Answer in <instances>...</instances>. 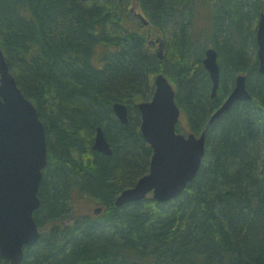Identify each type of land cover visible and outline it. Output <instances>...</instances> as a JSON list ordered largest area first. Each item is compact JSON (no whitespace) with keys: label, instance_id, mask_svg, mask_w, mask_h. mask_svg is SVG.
<instances>
[{"label":"trees","instance_id":"trees-1","mask_svg":"<svg viewBox=\"0 0 264 264\" xmlns=\"http://www.w3.org/2000/svg\"><path fill=\"white\" fill-rule=\"evenodd\" d=\"M218 2L223 8L208 17L205 35L225 68L211 98L192 36L199 0H0V46L47 143L34 213L40 236L21 264H264V73L245 48L255 50L251 23L264 0ZM133 6L145 15L144 28ZM124 16L119 35L105 32ZM153 36L166 43L163 60L153 52ZM96 43L121 49L92 67ZM158 72L175 84L187 130L205 132V155L176 198L149 195L116 206V196L149 170L152 149L140 132L137 103L150 99L142 97L144 87ZM238 72L252 97L208 123ZM118 101L128 106L125 124L113 113ZM97 126L111 155L91 148Z\"/></svg>","mask_w":264,"mask_h":264},{"label":"water","instance_id":"water-1","mask_svg":"<svg viewBox=\"0 0 264 264\" xmlns=\"http://www.w3.org/2000/svg\"><path fill=\"white\" fill-rule=\"evenodd\" d=\"M255 37L258 71L264 73V21L258 25ZM157 41L161 57L163 42ZM204 55L203 64L215 89L220 80L217 51L209 48ZM155 81L159 86L151 100L137 105L140 132L153 151L149 171L116 196L117 206L143 200L148 193L159 202L176 198L194 179L205 155V132L200 136L176 132L180 110L174 92L161 75ZM245 81V76L236 77L234 92L215 110L209 123L235 101L251 98ZM113 111L122 123H127L124 104H114ZM92 148L104 155L112 153L101 127L96 128ZM46 166L45 127L34 104L18 87L0 47V258L9 264H21L24 248L39 239L33 214L40 205L37 193ZM93 211L98 214L101 208Z\"/></svg>","mask_w":264,"mask_h":264},{"label":"bare ground","instance_id":"bare-ground-1","mask_svg":"<svg viewBox=\"0 0 264 264\" xmlns=\"http://www.w3.org/2000/svg\"><path fill=\"white\" fill-rule=\"evenodd\" d=\"M199 2L200 3L197 6H199L200 9L195 10L196 7H197V6H195V8L193 9V13H194V15L196 17H198L200 19V22H199V24H198L196 29H193L192 26H191L192 28H190V29H193L192 30V36L196 38L197 49H199V52H200V64L202 66L201 74L202 75L205 74L207 76V78H208V85H207V87H208V97H216L217 94H218V91H219L220 84H221V78H222L221 69H224L225 67H224V64H221V66L219 65V62H218V51H217L216 47L214 46V43L212 42L211 38L208 37L207 35H205L207 33L205 31H209L210 30L208 17H210L213 13L215 14L218 9H222L223 6H221V4H220V2H218V0H199ZM125 6H126V4L124 2H122L121 4H119L117 6L119 8V12L121 14L125 12ZM129 7H130V5L127 6V8H129ZM135 7H136V9L134 8V6L132 7L133 11L137 15V17L143 22L142 26L143 25L146 26L148 22H147V19H146L145 15L143 14L142 11H140V9L137 6H135ZM113 8H115V7H113ZM190 16H192V15H190ZM128 21H129V16H124V18L119 19L116 23L108 22V25H106L105 28H104L105 32L107 34L111 35V36L119 35L118 33L120 32L121 28H123V26H126V23ZM261 21H264V9H260L259 10L257 17L251 23V29L253 31L254 37L256 35V30L258 28V25L260 24ZM144 26H143V28H144ZM145 30H147V29H145ZM147 32H148V30H147ZM98 41H96V42H98ZM162 42H163V50H162V56L161 57L158 56V52H157V48L158 47L154 48L155 50H153V52L157 55V57L160 60L164 59L165 50H166V43L164 42L163 39H162ZM249 45H250V43H247L245 45L246 46L245 48H246L248 56H250L249 52H248V48H251L254 51V53H255L253 58L256 57V59H258L257 52H258L259 49H258V44L256 43V37H255V50L252 48V46L249 47ZM107 46H112V47L109 48ZM209 48H214L217 51V63H218L219 68H220V80H219V83H218V87L215 88V89H213V83H212V81H211V79L209 77V73H208L207 69L204 67V64H203V60L205 58V55H204L205 51L207 49H209ZM112 49H114V50L112 51ZM117 49H118V51H120L121 47L113 46V45H107V44L104 45V46H101V45H99V43L94 44L93 48H92V51H90V53H89V58H88L89 64L92 67H98V68L103 67L107 63V61L111 59L112 55L115 54V51ZM145 50L146 49H144V48L142 49V51L144 53H146ZM2 53H3L4 59L6 61L5 53H4L3 50H2ZM253 58L251 57V59H253ZM6 63H7V61H6ZM257 67H258V61H257ZM169 71L171 72L170 69H169ZM158 75H161L163 77V79L166 82L169 83L170 87L172 88V90L174 92V97H177L176 96L177 95V90H176L175 84H173L171 82V79H170L169 75H167L166 73H163V72L156 73L152 77L153 78L152 82H149V83L145 84L144 96H142V97H153V95L156 93L159 85L155 81V78ZM239 75H242V76L246 77V74L244 72L243 73H241V72L235 73V75L233 77V80L230 79L227 82V85H226V89L227 90H226V93L222 97H231L232 93L234 92V90H235V88L237 86L236 77L239 76ZM245 89H246L247 93L249 94V97H252V93H251L250 89L247 86V81H245ZM145 100L146 99H143L142 101H139L137 103V105L140 102H143ZM116 103L124 104L127 107V110H128L127 104L124 103V102H119V101L118 102H114L113 105H112V108H113L114 104H116ZM215 110L212 112V114L215 112ZM113 113H114V111H113ZM212 114L210 115V118H211ZM114 115H115V113H114ZM116 118H118V117L116 116ZM210 118H209V120H210ZM209 120H208V123H209ZM127 121H128V116H127ZM97 127H100V126H97ZM96 128H95V131H96ZM199 135H201V134H199ZM92 146H93V144H92ZM114 204H115V201H114Z\"/></svg>","mask_w":264,"mask_h":264},{"label":"rangeland","instance_id":"rangeland-1","mask_svg":"<svg viewBox=\"0 0 264 264\" xmlns=\"http://www.w3.org/2000/svg\"><path fill=\"white\" fill-rule=\"evenodd\" d=\"M134 8L136 9V7L134 6ZM199 8V6L196 7V10ZM206 24V23H205ZM150 34H151V31L149 30ZM153 39H154V36H153ZM153 39H151V42L153 41ZM248 52H249V55L250 57H254L255 53L254 51L251 49V48H248ZM179 125L181 126L182 130L181 132L182 133H187L188 131H186L187 129V124H186V118H185V115L183 113H181L180 117H179Z\"/></svg>","mask_w":264,"mask_h":264}]
</instances>
